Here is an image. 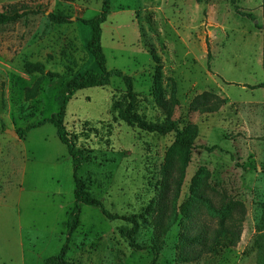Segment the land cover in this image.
<instances>
[{"label":"rangeland","instance_id":"obj_1","mask_svg":"<svg viewBox=\"0 0 264 264\" xmlns=\"http://www.w3.org/2000/svg\"><path fill=\"white\" fill-rule=\"evenodd\" d=\"M22 2L43 11L0 25V264H46L67 236L75 201L72 158L53 123L24 129L60 110L73 75L97 68L84 20L101 12L103 0H0V10ZM110 6L102 24L106 66L132 77L136 111L150 121L165 118L153 96L156 53L164 96L177 100L172 119L199 128L177 206L189 198L204 166V192L217 207L223 198L239 204L232 214L237 218L243 209V228L237 245L183 262L185 226L220 229L228 216L203 208L189 221L177 207L166 234L143 225L136 235L143 248H133L126 236L131 222L109 220L83 204L67 258L75 264H258L264 242L263 0H110ZM50 12L69 19L54 23ZM27 61L43 62L45 73L26 72ZM33 87L38 92L28 97ZM203 92L227 103L215 113L190 111ZM126 93L119 76L107 86L80 89L67 103L64 122L85 157L79 174L89 192L111 212L139 217L159 195L174 135L123 120L116 103L125 105Z\"/></svg>","mask_w":264,"mask_h":264},{"label":"trees","instance_id":"obj_2","mask_svg":"<svg viewBox=\"0 0 264 264\" xmlns=\"http://www.w3.org/2000/svg\"><path fill=\"white\" fill-rule=\"evenodd\" d=\"M42 7L22 2L19 5L10 4L3 10H0V25L16 22L22 18L27 17L31 13L42 12ZM111 12L110 0H103L102 9L96 16L84 20L90 25L92 35L87 43V49L95 59L97 68L87 69L84 73H77L73 75L67 85V91L63 96V102L59 111L54 112L45 121L37 124H29L25 127V131L49 121L56 126L57 135L59 139L67 145L68 152L72 158L73 178L75 182V201L71 211L68 214L66 221L67 236L61 247L59 253L49 256L45 259L46 264H75L74 261L67 258L69 250L70 236L74 233L79 225L82 205L87 204L98 207L102 214L109 220H126L132 223V227L127 231L126 236L129 245L133 248H143L136 242V235L143 225L152 224L155 227L156 234L160 236L166 234L171 226L176 222V209L189 219V221L199 218L203 208H207L211 214H219L220 219L228 216V223L222 224V228L208 229L207 227H200V225L185 226L180 238V253L179 259L183 262H190L200 259L204 254L209 252H218L217 248L224 246H235L240 241L244 211L238 214L236 218L232 212L237 211L240 206L232 199H222L220 206L213 205L204 188L209 186L207 181L209 170L206 167H200L193 178V185L189 198L182 204L177 206L181 188L183 185L186 168L191 160V153L194 150L195 139L199 135V128L196 124L189 123L185 127H180L178 121L172 119L175 111L177 100L173 98H166L164 96L162 85V64L160 57L153 53V58L157 62L156 75L154 81L153 96L157 106L165 114L163 120L150 121L142 114L136 111V94L133 91V79L130 75L125 74L120 69L109 70L106 66L107 59L102 48V24L106 21ZM49 19L54 23H63L69 19L65 13L50 12ZM263 18H264V0H263ZM264 32V26H263ZM264 38V33H263ZM263 67H264V41H263ZM26 72L45 73V64L41 61L32 62L27 61L24 65ZM113 76H119L123 79L126 87L127 103L121 105L116 103V108H119L120 117L129 125H135L142 130L148 132H155L160 134H173L174 140L171 146L166 150L165 159L162 166V178L160 180V192L155 200L147 206L144 214L139 217L120 215L111 212L102 200L93 196L86 185L85 180L79 174L82 168L85 157L80 150L75 147V142L69 136L65 126V115L68 101L74 94L84 88L89 87H104L110 84ZM260 86L264 87V83ZM27 96L33 97L37 94V87L28 88ZM227 103L225 98L216 94H208L203 92L198 94L190 103V111H199L200 113H215ZM210 150L211 147H205ZM264 170V167H263ZM202 176V177H201ZM241 207V206H240ZM242 208V207H241ZM149 216V218H148ZM264 217V211H263ZM264 236V234L262 235ZM261 238V237H260ZM260 257L258 264H264V242L260 246Z\"/></svg>","mask_w":264,"mask_h":264},{"label":"water","instance_id":"obj_3","mask_svg":"<svg viewBox=\"0 0 264 264\" xmlns=\"http://www.w3.org/2000/svg\"><path fill=\"white\" fill-rule=\"evenodd\" d=\"M7 132H10L12 134H15L16 133L15 130H12V129H7Z\"/></svg>","mask_w":264,"mask_h":264}]
</instances>
